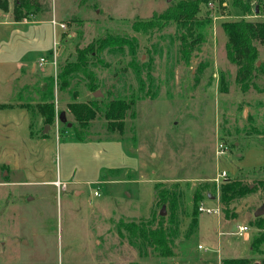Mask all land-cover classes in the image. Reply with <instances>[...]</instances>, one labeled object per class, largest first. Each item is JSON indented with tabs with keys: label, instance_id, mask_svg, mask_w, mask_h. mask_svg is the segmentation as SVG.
Wrapping results in <instances>:
<instances>
[{
	"label": "rangeland",
	"instance_id": "374dc122",
	"mask_svg": "<svg viewBox=\"0 0 264 264\" xmlns=\"http://www.w3.org/2000/svg\"><path fill=\"white\" fill-rule=\"evenodd\" d=\"M8 1L9 11L0 10V264H217L252 257L258 264L264 253L253 254L250 241L260 232L254 214L264 205V92L237 83L223 23L264 22V0H240L247 13L234 0L202 3L195 23L205 22L204 39L189 63L181 53L187 31L176 21L147 33L132 27L179 0H42L44 9L21 23ZM107 36L132 40L135 55L127 47L88 54L86 74H71L64 90L55 86L56 117L46 124L35 107L47 78L56 80L61 67ZM258 49L262 65L264 44ZM254 82L264 87L263 77ZM115 98L135 100L122 131H109L99 112L81 142L58 119L65 111L70 128L81 131L70 102L96 99L104 110ZM222 171L227 180L217 183ZM228 180L253 188L231 205L229 218L219 202ZM157 186H177L184 196L172 262L141 257L125 229L160 213ZM194 210L199 228L187 238ZM239 226L249 227L247 239Z\"/></svg>",
	"mask_w": 264,
	"mask_h": 264
},
{
	"label": "trees",
	"instance_id": "16d2710c",
	"mask_svg": "<svg viewBox=\"0 0 264 264\" xmlns=\"http://www.w3.org/2000/svg\"><path fill=\"white\" fill-rule=\"evenodd\" d=\"M207 0H179L173 6V9L166 13L154 14L153 17L146 21H135L132 25L136 32L147 33L155 28H161L164 23L169 20H174L182 28H185L187 34L181 36V53L183 58L189 63L192 51L195 49L197 42L203 41V31L205 29V22L195 23V17L200 11V6ZM248 4V3H247ZM240 0H234V6L240 8L244 13H247L248 6H244ZM45 5L42 0H14L13 17L15 22H22L30 17V14L36 13L44 9ZM10 9L8 0H0V10L8 12ZM223 28L227 36L226 52L227 57L231 63L237 67L236 81L247 91L251 86L256 87L264 92V87L260 89L255 84V79L260 76L264 78V63L258 65L259 49L258 44H264V22L249 21L246 19L227 21L223 23ZM198 37L194 39L193 36ZM129 48L132 55H135V43L126 38L107 36L92 42L86 49H84L76 63L67 64L60 69L57 79L54 77L47 78V85L43 90L41 100L36 105V109L40 117L46 124L53 125L56 117L54 93L55 86H59L64 90L69 85V77L73 73L82 72L87 73L86 67L88 64V54L94 55L97 50H105L109 48L110 51H115V48L123 49ZM97 54V53H96ZM136 67V64H133ZM254 82V84H253ZM90 86H95L90 83ZM92 100L87 103L70 102L68 109L71 111L79 128H70L66 123L68 131H73V139L85 142V135L82 131L89 129L90 122L94 120L99 112H101L108 122V130L114 131L115 128L123 130L124 120L127 111L135 103L132 98L127 101L124 98H115L105 104V109L102 110L97 102ZM220 189L219 202L222 211L227 218L230 217V207L232 204L247 196L253 191L250 185L244 184L242 181H226ZM157 186V194L159 203L163 207L168 206L170 210L169 216H161L160 213L154 215L150 222L129 223L125 224V229L131 239L135 242L140 251L141 257H147L152 254L158 258H172L176 256L175 252V238L179 235L180 225V206L181 215H186L183 209L184 196L177 186L171 189L161 188ZM196 200L199 199L200 193L196 191ZM197 205V209H198ZM155 225V226H154ZM255 225L260 231L258 235L254 236L251 244L253 254H263L264 250L261 248L264 245V216L255 218ZM199 228V216L196 210L191 215L186 237H190ZM254 258H224L222 264H252ZM258 264H264V256L261 257ZM139 264V263H137Z\"/></svg>",
	"mask_w": 264,
	"mask_h": 264
},
{
	"label": "built area",
	"instance_id": "2783aa9c",
	"mask_svg": "<svg viewBox=\"0 0 264 264\" xmlns=\"http://www.w3.org/2000/svg\"><path fill=\"white\" fill-rule=\"evenodd\" d=\"M53 25L54 26H57V22L56 21H53ZM61 26L64 27V24H61ZM55 49H56V46H55ZM46 62H47V60L45 58H42L41 61H40V65L41 66L44 65ZM53 63L56 64V58H55V60L53 58ZM223 149H224V145L223 144H220L218 151L221 152V153H224V150ZM225 180H227V172L226 171H222L221 173H219L218 176H217V178L215 179V181L217 183L223 182ZM57 184L59 186H62L60 181ZM199 210L201 212H207V213H212L213 212L211 209H206L203 206H200L199 207ZM248 231H249V227H247V226H239V233H238V235L241 236V237H244ZM199 247H201V246H199Z\"/></svg>",
	"mask_w": 264,
	"mask_h": 264
},
{
	"label": "water",
	"instance_id": "95a60500",
	"mask_svg": "<svg viewBox=\"0 0 264 264\" xmlns=\"http://www.w3.org/2000/svg\"><path fill=\"white\" fill-rule=\"evenodd\" d=\"M0 15H1V12H0ZM257 64L260 65L261 64V61H258ZM95 95H97V94H95ZM58 119H59V121L61 123H64V124L68 123V121H67V115H66V112L65 111H62V112L59 113ZM68 126L71 127L72 124L71 123H68ZM48 128H49V126H46L44 132H47ZM208 196H209L210 199H215V197L212 196V195H208ZM166 214H167L166 208H165V206H163L162 209H161V211H160V215L161 216H166ZM254 215H255V218L264 216V205H262L260 208H258L256 210V212H255Z\"/></svg>",
	"mask_w": 264,
	"mask_h": 264
},
{
	"label": "crops",
	"instance_id": "0c3cea01",
	"mask_svg": "<svg viewBox=\"0 0 264 264\" xmlns=\"http://www.w3.org/2000/svg\"><path fill=\"white\" fill-rule=\"evenodd\" d=\"M1 16V15H0ZM22 22H24V21H22ZM34 23H40V22H36V21H33ZM16 23H21V22H16ZM39 40V39H38ZM55 39H54V45H55ZM33 70H36V65H34V67H33ZM248 234H246L245 235V238L247 239L248 238V236H247ZM247 236V237H246ZM173 258H177V256H175V257H172V258H168V260H171V262H172V260H174ZM164 260H166V259H164ZM222 260H223V258H219L217 261H216V263L217 264H222Z\"/></svg>",
	"mask_w": 264,
	"mask_h": 264
}]
</instances>
